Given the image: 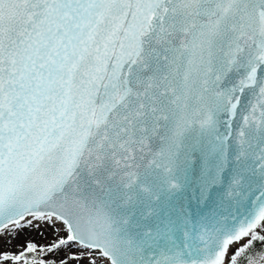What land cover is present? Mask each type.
Listing matches in <instances>:
<instances>
[{
	"label": "snow or ice",
	"instance_id": "snow-or-ice-1",
	"mask_svg": "<svg viewBox=\"0 0 264 264\" xmlns=\"http://www.w3.org/2000/svg\"><path fill=\"white\" fill-rule=\"evenodd\" d=\"M0 264H264V0H0Z\"/></svg>",
	"mask_w": 264,
	"mask_h": 264
},
{
	"label": "rangeland",
	"instance_id": "rangeland-1",
	"mask_svg": "<svg viewBox=\"0 0 264 264\" xmlns=\"http://www.w3.org/2000/svg\"><path fill=\"white\" fill-rule=\"evenodd\" d=\"M52 238V233L50 230L40 229L39 231L35 229H26L22 232L20 237L16 240L12 241L11 244L8 245H0L4 250H13V245H19L23 243L25 240H32L36 242L38 245L46 243L47 240Z\"/></svg>",
	"mask_w": 264,
	"mask_h": 264
}]
</instances>
